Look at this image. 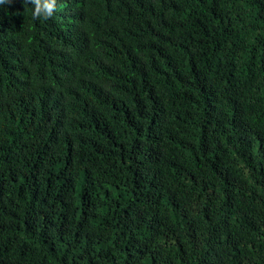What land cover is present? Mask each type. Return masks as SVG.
Listing matches in <instances>:
<instances>
[{
	"label": "trees",
	"instance_id": "16d2710c",
	"mask_svg": "<svg viewBox=\"0 0 264 264\" xmlns=\"http://www.w3.org/2000/svg\"><path fill=\"white\" fill-rule=\"evenodd\" d=\"M0 0V264H264V0Z\"/></svg>",
	"mask_w": 264,
	"mask_h": 264
},
{
	"label": "clouds",
	"instance_id": "9594fccd",
	"mask_svg": "<svg viewBox=\"0 0 264 264\" xmlns=\"http://www.w3.org/2000/svg\"><path fill=\"white\" fill-rule=\"evenodd\" d=\"M35 5L33 10V17H42L47 19L51 17L55 10V0H33Z\"/></svg>",
	"mask_w": 264,
	"mask_h": 264
}]
</instances>
